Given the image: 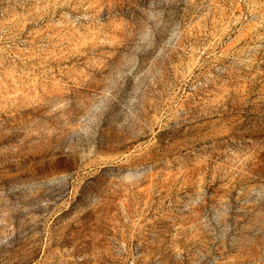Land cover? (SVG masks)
Returning <instances> with one entry per match:
<instances>
[{"label":"rangeland","instance_id":"374dc122","mask_svg":"<svg viewBox=\"0 0 264 264\" xmlns=\"http://www.w3.org/2000/svg\"><path fill=\"white\" fill-rule=\"evenodd\" d=\"M0 264H264V0H0Z\"/></svg>","mask_w":264,"mask_h":264}]
</instances>
